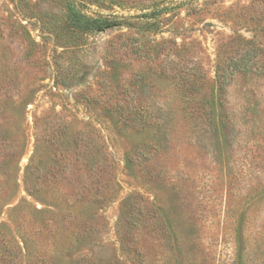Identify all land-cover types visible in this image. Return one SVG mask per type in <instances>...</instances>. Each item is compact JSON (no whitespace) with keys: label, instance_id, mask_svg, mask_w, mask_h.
I'll return each mask as SVG.
<instances>
[{"label":"rangeland","instance_id":"rangeland-1","mask_svg":"<svg viewBox=\"0 0 264 264\" xmlns=\"http://www.w3.org/2000/svg\"><path fill=\"white\" fill-rule=\"evenodd\" d=\"M73 1L87 17L112 26L74 29L70 0H0V226L11 244L23 249L17 263H82L87 255L90 264L99 256L130 264L120 244L129 231L124 219L129 207L124 212L122 205L135 195L132 203L147 207L145 213L154 207L169 211L181 239L179 259L161 225L133 229L135 246L149 263L264 264V115L256 125L239 121L233 144L221 158L176 142L158 161L129 172L126 159L137 158L133 150L143 140L136 131L140 122L125 127L126 113L115 107L121 101L154 122L159 106L167 109L170 93L180 88L193 93L189 87L195 82L203 87L198 93H213L222 62L255 49L262 56L250 53V64L262 69L264 0ZM228 93L237 113L253 103L247 93H257L260 107L255 109L264 111V74L236 76ZM54 136L66 141L69 155L82 137L83 160L108 171L117 184L110 203L99 211L104 223L88 218L102 232L90 247L74 240L72 228L75 220L88 217L87 211L75 216L87 204L63 201L67 192L60 171L55 180L41 181L57 148L49 143ZM160 169L162 178L151 180ZM75 176L77 185L87 177L85 168ZM175 183L199 193L193 206L198 242L177 201ZM37 187L40 192L32 196L28 190L34 193ZM229 210L232 216L224 219ZM43 222L56 238L44 230V236L38 234Z\"/></svg>","mask_w":264,"mask_h":264},{"label":"trees","instance_id":"trees-1","mask_svg":"<svg viewBox=\"0 0 264 264\" xmlns=\"http://www.w3.org/2000/svg\"><path fill=\"white\" fill-rule=\"evenodd\" d=\"M68 17L71 26L80 31L104 29L105 27L112 26V23H100L99 20L91 19L84 15L77 9L73 0H70L68 5ZM258 50L260 51V49ZM252 52L255 58H257V56H262V54H259L255 49H249L237 60L232 58L231 61L227 60L217 66L215 76L216 89L213 90V93H198L203 87H197V83L195 82L191 83L189 87L192 89L193 93L183 92L181 88L177 93H170L168 97L169 101L166 103L167 109L159 106L154 122L148 115L146 117L143 114L136 115L137 111H135L133 107L131 108L128 105V107L125 104L123 105L121 101L116 102L115 107L117 110L126 113L124 118L125 127L134 126L140 122L139 126L137 125L138 127H136V131L143 137V140L136 144L133 150L137 158L128 157L126 159V169L131 172L134 167H139L143 162L152 163L158 161L176 142L197 146L200 149L207 150L211 155L221 158L225 154L224 149L231 147L233 144L236 127L239 121L242 120L244 123H253L254 125L260 122L261 117L264 115V111L261 112V108L259 111L255 109L260 107V98L257 97V93L246 94L255 99L253 103H251L252 101L250 103L247 102L249 107L243 108L239 113H237L235 109L230 108L231 102L228 93L229 86L236 76L247 77L252 75L260 77L264 74V65L261 69V66L258 64H250L252 59L248 58V56L250 57V53ZM251 105L254 109H250ZM133 113H135V117H140V120L139 118L131 117ZM254 117H256V119ZM50 140V145L53 147L57 146V148L53 152L52 163L49 165L46 175L42 176V180L40 179L41 177L37 178V180H41L43 184H47L50 182V179L52 181L55 180L60 171L62 180L59 182L67 192L63 197V201L66 203L76 201L87 204L84 207V213L80 212L75 215L80 217L82 214H86L85 211L89 214L87 218L86 215H84L85 219L81 222H77L76 220L73 222L74 240L77 243H85L88 247L95 245L98 240V235L102 232L100 231L101 229L96 226L97 223L94 225L89 219H98L97 222L101 221V223H104V216L98 214L99 211L105 208L106 203H110V192L115 189L117 184L108 177V171L105 170L103 173L99 167L90 168L86 164V160H83L84 157L81 156L82 151H79L78 148L80 141H83L82 137H78L77 141L74 142L76 149L73 155H69L68 151L64 152L63 148L66 143L64 139L54 136ZM83 167L85 168L87 177H81V182L76 185V181L80 178L75 176V172ZM164 172V169H160L155 175H152L150 179L157 181L162 178ZM29 176L30 172L28 170L26 173L27 184H29ZM173 186L175 187L174 189L177 190V201L181 205V211L185 213V218L188 225H190L193 238L198 242L200 238L199 220L197 215L194 214L193 206L199 203V193L197 191V194L195 192L192 193L185 184L179 185L175 183ZM28 192L32 196H35V193L38 194L40 191L37 187L34 189V193L31 190H28ZM134 199L135 195L130 196L122 205V210H124V212L127 207H129V210L124 213L125 223L129 231L128 234L124 235V237L122 236L120 239L122 250L127 252L130 256L127 261H129L130 264H155L154 262L149 263L147 261L139 245L135 246L137 244L135 236L132 234L133 229L135 231L148 229L154 222L157 225H161V229L165 230L172 243L171 249L174 255L180 259L183 252L180 245L181 239L178 238L177 234L178 226L169 218V211H164V209L160 207H154L149 209L148 213H145L147 207L144 208L142 205L139 206L134 202L132 203ZM94 206L98 207L94 209ZM40 213L52 214L54 212L40 211ZM231 214L230 210L226 211L224 219H228ZM4 229V225L0 226V264H18L17 261L22 259L23 249L18 244H11L10 235H8L5 232L6 229ZM43 230L48 233L50 232L51 238H56L57 232L53 234V229L50 230V225L46 222L38 226V234L44 236ZM26 246L27 243H25L24 248L27 251ZM243 249V246H240L239 250H237L238 259L240 260L243 259ZM87 257V255L83 256L82 263L78 260L73 264H90L86 261ZM155 262H158V260ZM64 263L68 264L67 262ZM179 263L184 264V262L180 260ZM19 264L23 263L20 262ZM40 264L53 263L42 259ZM93 264L125 263L116 257L107 259V257L99 256L98 259H94ZM239 264H241V262H239Z\"/></svg>","mask_w":264,"mask_h":264}]
</instances>
